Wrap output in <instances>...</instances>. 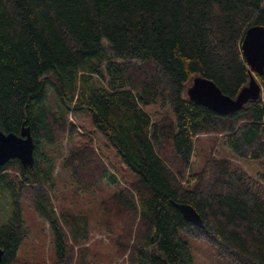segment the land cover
<instances>
[{"label": "trees", "instance_id": "16d2710c", "mask_svg": "<svg viewBox=\"0 0 264 264\" xmlns=\"http://www.w3.org/2000/svg\"><path fill=\"white\" fill-rule=\"evenodd\" d=\"M253 25H264V0H0V129L27 126L35 143L32 167L16 159L0 166V194L13 203L0 223V264H21V200L49 225L52 264H94L82 246L87 218L56 212L51 196L58 159L73 177L118 182L90 142L59 151L76 132L67 113L84 111L136 175L108 200L114 217L106 213L107 227L113 219L120 226L117 253L128 264H194L185 236L233 264H264V71L261 96L231 114L186 95L196 75L237 95L250 76L241 41ZM48 86L57 109L47 104ZM200 136L236 158L262 160V170L251 176L209 154L194 169ZM173 203L192 206L203 225Z\"/></svg>", "mask_w": 264, "mask_h": 264}, {"label": "rangeland", "instance_id": "374dc122", "mask_svg": "<svg viewBox=\"0 0 264 264\" xmlns=\"http://www.w3.org/2000/svg\"><path fill=\"white\" fill-rule=\"evenodd\" d=\"M47 104L57 109L58 101L52 87L46 89ZM153 105L145 107L149 113L156 115ZM67 120L76 126V132L71 139L64 136L58 144L59 151L66 156L73 145L90 142V145L101 155L110 172L116 175V185H109L105 180L87 182L86 178L72 176L62 167L58 159L54 169L55 187L52 191V201L56 212L86 217L89 223L88 239L82 245L87 248V260L94 264H128L126 255L117 253L119 228L117 220L112 225H106V213L114 217L112 208L107 205L116 189L130 188L136 181V175L128 169L120 159L114 147L93 126L88 112L67 113ZM226 157L235 165L243 168L251 176H257L262 170V160L240 159L234 157L214 136H200L195 141L192 155V167L199 168L208 155ZM85 180V181H84ZM12 198L9 193L0 194V223L7 221L13 210ZM20 214L23 219L21 244L17 251V260L21 264H52L55 257L53 235L49 225L38 216L26 201L19 202ZM134 235L135 230H132ZM192 254L194 264H233L228 259L217 254L216 249L201 239L184 237ZM118 254V255H117Z\"/></svg>", "mask_w": 264, "mask_h": 264}, {"label": "water", "instance_id": "95a60500", "mask_svg": "<svg viewBox=\"0 0 264 264\" xmlns=\"http://www.w3.org/2000/svg\"><path fill=\"white\" fill-rule=\"evenodd\" d=\"M241 51L249 67L250 76L248 83L234 98L223 94L212 80L196 75L186 88L189 100L217 114L227 115L239 111L248 101L258 99L262 88L256 75H262L264 71V25H253L247 28L241 41ZM34 146L29 127L23 125L19 134L4 133L0 129V166L11 159H16L23 167H32ZM173 205L184 220L196 226L203 225L200 215L192 206L184 203H173Z\"/></svg>", "mask_w": 264, "mask_h": 264}]
</instances>
